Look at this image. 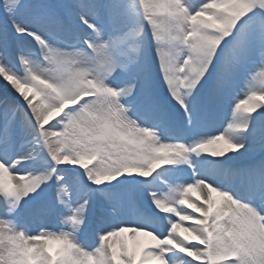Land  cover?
<instances>
[{
    "label": "snow or ice",
    "instance_id": "1",
    "mask_svg": "<svg viewBox=\"0 0 264 264\" xmlns=\"http://www.w3.org/2000/svg\"><path fill=\"white\" fill-rule=\"evenodd\" d=\"M230 2L0 0L7 19L0 27V77L18 93V102L0 100V176L15 179L13 189L0 183V193L15 221L27 215L43 225L55 214L79 233V239L72 232L33 233L24 223L22 233L7 227V234V221L0 220V240L9 245L0 264H177V253L188 258L180 264H242L249 255L243 241L264 246V158L244 170L243 193L216 182L218 174H239L224 158L253 151L250 138L264 125V72L248 82L245 98L235 91L254 71L257 52L256 66L264 69V0H242L239 16ZM149 34L163 87L191 137L187 142L177 139L176 118L155 96L147 98L143 113L132 109L140 87L150 88ZM41 56L50 67H40ZM84 61L87 67H76ZM129 66L143 73L142 82L124 78ZM54 114L59 119L49 125ZM208 144L218 150H206ZM63 165L81 173L65 180ZM180 165L192 169L190 180L172 172ZM100 173H106L103 183L89 180ZM121 176L153 177L119 181L135 207L131 218L100 187ZM158 181L168 189L165 195L153 190ZM136 189L149 207H140ZM193 192L198 199L204 195L202 203L190 199ZM96 193L104 203L93 212ZM140 236L147 238L143 244ZM223 238L233 241L230 248L221 246ZM60 244L68 246L64 255H58Z\"/></svg>",
    "mask_w": 264,
    "mask_h": 264
},
{
    "label": "bare ground",
    "instance_id": "2",
    "mask_svg": "<svg viewBox=\"0 0 264 264\" xmlns=\"http://www.w3.org/2000/svg\"><path fill=\"white\" fill-rule=\"evenodd\" d=\"M36 49H38V51H39V46L38 45L36 46ZM33 59H35V57H33ZM13 60L14 61H12L11 66L15 64V59L13 58ZM255 62H256V64L253 66L254 67V71L252 73H250L245 79H243V77H241V82L242 83H248L249 81L252 80L253 76H258L259 77L261 75V73L264 72V69H262L261 67L256 66V65L260 64V59H259V53L258 52H257L256 57H255ZM42 67H43V64H42ZM251 67H252V65L250 64L249 68H251ZM22 69H23V67L20 66L19 64H17L16 70L18 72H22ZM74 70H76L75 67H73L72 69H69V71H74ZM258 81L259 80L255 81V83H257V85L259 84ZM244 85H247V84H244ZM244 85L242 84L241 86H244ZM241 86L237 87V88L240 87L239 92L247 91V86H246V89H242ZM0 90H1V92H0V100H8V101H12V102H18L17 98H16L18 96V93L15 92V89L10 84H8L6 81H3L2 77H0ZM240 95H242V94H240ZM29 98H31V93L30 92H29ZM20 99H21V102H23L22 98H20ZM34 103H35V101H34ZM145 103L146 102L138 101L137 104H134V107H132L133 111L134 110H142V109H144ZM229 103H230V100H229ZM176 108L178 110V107H176ZM224 111L227 112V106L226 105H225ZM129 114L131 115V113H129ZM56 118L59 119V117L56 116L55 114L53 115V117L50 118V120H52L51 124L55 123V120H57ZM132 118L136 119L137 117L136 116L135 117L132 116ZM140 123H144V121H140ZM45 127H48V125H46ZM259 133L262 134V132H260V131H259ZM174 134H177V133H174ZM263 141H264V139L263 138L261 139V137H259V134H256L254 137L250 138L249 144H251V145L252 144L255 145L256 143L262 144V143H264ZM261 149H260V151L258 150L254 154H252V155H255V154L257 155V160L254 159V160L250 161V159H249L250 155H248L249 152L245 153V154H241V153L235 154L236 155L235 159L240 158V159H242V162H243V163H238L240 161L236 162L238 164H234L233 162H231L230 160L232 159L233 156H229L228 155V157L224 158L226 160V162H227L226 166L231 168V169H234L238 173H240L241 170L243 171V170H246L248 167H250L255 160H256L255 162H257V161L261 160L262 158H264V149L263 150H261ZM241 152H243V150ZM192 158L193 159H197L196 157H192ZM204 158L205 159H213V158L207 157V156H205ZM244 159H245V161H243ZM167 167L168 166H165V168H167ZM164 170L165 169L163 168V171ZM172 172L174 173V168L172 169ZM80 173H81V170L79 168H78V172L72 171L70 169L69 165H68V169L67 170H62L60 174H63L65 180H69L70 181L72 178L76 177L77 174H80ZM4 176L7 177L8 181L10 183H12V187L14 188L15 187V179L11 178L8 175H4ZM176 176H179V178L183 179V180H190L191 176H192V171L184 170L179 175H176ZM243 177L244 176H242V179H241L239 174L236 175L235 177H233V176L225 177L223 175H219L218 174V175H216V182L221 183V184H223L226 187H230L234 192L243 193V190H244L243 189L244 186H242V183H244ZM80 179L82 181L84 179L82 174L80 175ZM100 187L103 188V186H100ZM49 191H51L50 192V195H51L52 194V190L49 189ZM110 192H112V191H110ZM205 192H206V190H205ZM94 195L97 196L98 194L96 193ZM199 196H200V198L203 201L204 195L203 194H199ZM4 199H5L4 195L2 193H0V216H3V217H5V212L3 211L4 206H5L4 203H3ZM102 201H104V199H103V197H100V199L98 198V201H96L94 199L93 200V204H95V206L97 207V206L101 205L99 203L102 202ZM197 204H200V203H197ZM105 207H107V205H105ZM134 213H135V207H134V205H132L130 214L129 215H125L123 213V216H125L127 218H131L134 215ZM15 223H16L17 227H21L22 224L26 223L28 225V227H29L30 232H33V233H36L38 231V229L42 226L38 222H33L32 218L27 216V215H25L21 220L15 221ZM44 223H45V225L43 227L48 226V228H53V229H55L57 227H60V225L58 224V217L55 214L47 217L45 219ZM146 240H147L146 237H143V236L137 237V241L139 242V244H143ZM129 243L131 244L132 242L129 241ZM136 250L139 251V245L136 246ZM177 254H179V253H177ZM177 254H176L177 264H180V261L186 260V259H184L183 255H180L181 257H179V256H177Z\"/></svg>",
    "mask_w": 264,
    "mask_h": 264
},
{
    "label": "clouds",
    "instance_id": "3",
    "mask_svg": "<svg viewBox=\"0 0 264 264\" xmlns=\"http://www.w3.org/2000/svg\"><path fill=\"white\" fill-rule=\"evenodd\" d=\"M230 7H231V11H232L233 15H235V16H239L244 11L242 0H231ZM160 19L162 21H164L166 18L161 17ZM38 64L40 65V67H42L43 61H39ZM87 66L88 65H87L86 61L82 62L81 64L76 65V67H78V68L79 67H87ZM37 70H39V69H37ZM49 74H51V73H49ZM206 150L211 151V152H215L218 150V148H217V145H215V144H208L206 146ZM66 160L68 163L74 162L70 158H66ZM104 174H106V173H100L99 175H90L89 180H91L93 183H95V182L103 183L101 177ZM108 174L114 175V173H108ZM0 183H4L2 176H0ZM84 203L86 205L87 202L85 201ZM4 205H5L4 206L5 217L0 218V220H6L7 226L10 228L11 231H13L15 233H22L23 229L16 226L15 220L12 216V211H14V210H10L9 202L7 200H5ZM82 212L84 215H86V213H87V207L86 206L83 207ZM58 224L60 225L58 232L54 231L52 229L44 228V227L39 228L38 231H48V232H53V233H57V234L72 232L74 237L76 239H79L78 230L73 232V226L71 223L65 222L64 220L58 218ZM82 224H83V218H81V220H80V225L82 226ZM220 243H221L222 247L230 248L233 244V241L229 238H223ZM242 247H244L246 253L249 254L248 257L242 261V264H250V261H251V264H264V246L257 247V246H254L247 241H243ZM8 248H9V245H8L7 240L6 239L0 240V258H6L8 256ZM67 250H68V246L66 244H60L58 255L66 254Z\"/></svg>",
    "mask_w": 264,
    "mask_h": 264
},
{
    "label": "rangeland",
    "instance_id": "4",
    "mask_svg": "<svg viewBox=\"0 0 264 264\" xmlns=\"http://www.w3.org/2000/svg\"><path fill=\"white\" fill-rule=\"evenodd\" d=\"M162 15H163V12H162ZM47 67H50L49 65H47L46 63H44L43 64V68H47ZM131 69L130 68H128V70H127V72L124 74V78H126V77H129L128 75L129 74H135V73H139V72H135V71H130ZM19 74L21 75V76H23L24 75V69H22V72H19ZM41 78H43V77H41ZM244 85V84H247V85H244V86H241V85ZM257 84V83H256ZM240 86H241V88L242 89H246V86H247V88H248V86H249V84L248 83H242V82H240ZM258 86H259V84H258ZM239 90H240V87L239 88H237V89H235V91L236 92H239ZM162 92L164 93V94H168L167 93V90L164 88L163 90H162ZM246 92V91H245ZM245 92H239V96L240 97H243L242 95H240V94H244ZM174 101V100H173ZM175 102V101H174ZM176 103V102H175ZM177 104V103H176ZM178 105V104H177ZM179 106V105H178ZM182 113V112H181ZM182 118H183V115H182ZM264 126V125H263ZM180 129H182V126H180ZM263 132V134H260L259 132H257L256 134H259V137H261V139L263 138L264 139V131H262ZM256 144H258V143H256ZM255 144V145H256ZM251 145V144H250ZM251 146H253V144L251 145ZM91 166V165H90ZM185 168L187 169V170H189V168L188 167H183V166H176L175 168H174V172L176 173V174H179V170L180 169H183V170H185ZM181 173V172H180ZM127 177H129V176H123L122 178L123 179H125V178H127ZM122 179V180H123ZM109 184H104V186H108ZM160 186H161V184H160ZM164 189V187H159V189L158 190H163ZM166 189V188H165ZM165 189H164V191H165ZM122 192H123V194H124V198L122 197ZM161 195H165L164 194V192H163V194H161ZM115 196L123 203V205H124V203H125V199L127 198V195L125 194V192L123 191V188L122 187H120L119 189H117V191L115 192ZM101 204L102 203H104V201L103 202H100ZM105 205H106V203H105ZM125 207V206H124ZM0 218H3V216H0ZM5 227V231H6V233H7V225H5L4 226ZM7 234H10V233H7ZM184 259H186L185 257H184Z\"/></svg>",
    "mask_w": 264,
    "mask_h": 264
}]
</instances>
